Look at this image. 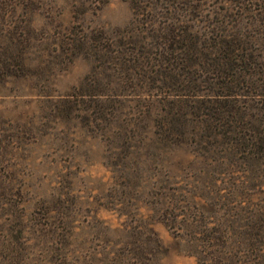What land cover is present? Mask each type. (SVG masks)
I'll use <instances>...</instances> for the list:
<instances>
[{
    "label": "rangeland",
    "instance_id": "374dc122",
    "mask_svg": "<svg viewBox=\"0 0 264 264\" xmlns=\"http://www.w3.org/2000/svg\"><path fill=\"white\" fill-rule=\"evenodd\" d=\"M36 2L0 264H264V0Z\"/></svg>",
    "mask_w": 264,
    "mask_h": 264
},
{
    "label": "trees",
    "instance_id": "16d2710c",
    "mask_svg": "<svg viewBox=\"0 0 264 264\" xmlns=\"http://www.w3.org/2000/svg\"><path fill=\"white\" fill-rule=\"evenodd\" d=\"M36 0H0V82L24 73ZM234 40L224 41L229 50Z\"/></svg>",
    "mask_w": 264,
    "mask_h": 264
}]
</instances>
